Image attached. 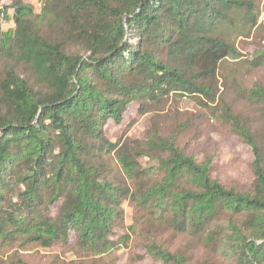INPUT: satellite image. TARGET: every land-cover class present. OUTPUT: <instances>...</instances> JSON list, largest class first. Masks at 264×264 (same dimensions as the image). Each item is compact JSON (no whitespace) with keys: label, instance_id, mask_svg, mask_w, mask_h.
<instances>
[{"label":"trees","instance_id":"obj_1","mask_svg":"<svg viewBox=\"0 0 264 264\" xmlns=\"http://www.w3.org/2000/svg\"><path fill=\"white\" fill-rule=\"evenodd\" d=\"M36 1L0 8V264H264L261 0ZM132 105L143 138H107ZM213 133L248 186L214 177Z\"/></svg>","mask_w":264,"mask_h":264},{"label":"rangeland","instance_id":"obj_2","mask_svg":"<svg viewBox=\"0 0 264 264\" xmlns=\"http://www.w3.org/2000/svg\"><path fill=\"white\" fill-rule=\"evenodd\" d=\"M11 0H0V8H3L9 5ZM27 5L34 7L36 11H39V4L36 0H23ZM261 8L264 5V0H261ZM263 18H260L259 22H262ZM0 25L3 29L8 30L12 27L10 22L0 21ZM244 42L239 44L240 52L244 53ZM154 115L147 114L141 116L138 114L137 106L132 105L127 109V112L124 115V121L121 125L116 126L113 122L109 121L105 127V133L107 138L114 141L119 133L122 131L130 120H134L133 126L129 130V136L133 139H142L145 131L150 125V120ZM211 143L213 144V149L216 151V157L214 159V177L219 179L221 183L225 186H230L232 184H239L242 186H248L252 181V175L249 168V165L252 161V156L249 149L242 144L237 137H229L222 135L220 133H213L210 136ZM146 159H140L141 164H146ZM125 210V221L124 226L130 224L131 210L127 206H123ZM120 234V231H118ZM14 251V250H13ZM12 251L8 248L4 249L0 253H3L4 256L10 255ZM59 254L62 256L63 260H67L68 255H62V251L58 249L50 250L48 252L40 251L37 253L36 250H30L24 253V256H27L28 261L35 262L40 258L46 257L47 254ZM1 255V254H0ZM118 263L117 264H126L127 252L124 249H121L117 252ZM137 264H152L149 259H143Z\"/></svg>","mask_w":264,"mask_h":264}]
</instances>
